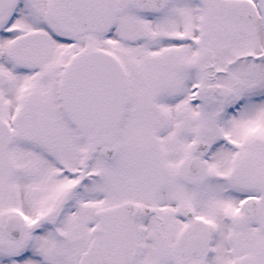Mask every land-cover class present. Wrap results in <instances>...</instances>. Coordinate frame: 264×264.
Here are the masks:
<instances>
[{
	"label": "snow or ice",
	"instance_id": "obj_1",
	"mask_svg": "<svg viewBox=\"0 0 264 264\" xmlns=\"http://www.w3.org/2000/svg\"><path fill=\"white\" fill-rule=\"evenodd\" d=\"M0 264H264V0H0Z\"/></svg>",
	"mask_w": 264,
	"mask_h": 264
}]
</instances>
